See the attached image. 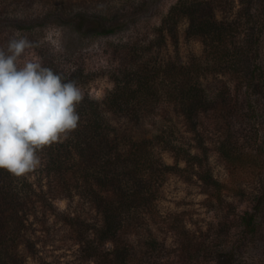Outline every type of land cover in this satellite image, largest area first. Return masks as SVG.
<instances>
[{"label":"trees","instance_id":"1","mask_svg":"<svg viewBox=\"0 0 264 264\" xmlns=\"http://www.w3.org/2000/svg\"><path fill=\"white\" fill-rule=\"evenodd\" d=\"M46 1L74 18L81 16L76 7L101 6L92 17L102 33L117 31L126 2L136 11L147 4ZM228 6L238 7L235 16L226 14ZM184 36L201 43L200 55L180 57ZM154 37L147 47L123 46L113 88L101 100L83 96L76 105L77 128L38 150L39 166L20 177L0 169V264H177L171 261L175 252L196 256L201 242L188 234L194 231L161 219L170 175L197 183L208 201L220 204L228 190L240 195L239 182H249L257 196L241 216V236L248 243L261 233L264 0H177ZM45 62L64 82H80L82 70ZM154 116L163 121L159 133L138 137L135 132ZM211 154L232 187L215 174ZM59 200L67 201L65 209ZM169 233L176 248L167 243ZM58 243L73 244V255L63 258ZM231 249L221 254L236 264Z\"/></svg>","mask_w":264,"mask_h":264},{"label":"rangeland","instance_id":"2","mask_svg":"<svg viewBox=\"0 0 264 264\" xmlns=\"http://www.w3.org/2000/svg\"><path fill=\"white\" fill-rule=\"evenodd\" d=\"M142 1L143 6L146 1L147 4L138 11L130 8L135 7L134 4L126 2L124 8L127 13L118 23L117 31L102 33L101 26L97 25L92 17L93 14L102 12V8L89 2L85 6L74 8V11L78 9L77 12L81 15L74 18L66 16L69 12H64L63 6L46 0H0V49L6 51L9 40L14 36L26 37L33 46L26 49L19 59L20 66L27 60H39L43 65L45 60H51L67 71L80 69L83 75L77 86L82 95L101 100L113 88L112 73L123 58L126 50L123 46L147 47L155 38L156 27L160 25L161 19L177 0ZM237 9L236 6H228L226 14L233 17ZM82 15L91 17L85 19ZM202 50L200 42L186 39L185 36L177 47L182 59H188L193 54L200 55ZM162 125L160 117L154 116L135 133L138 137L150 139L159 133ZM162 155L167 163H174L169 152H163ZM215 157L211 154L210 164L215 174L226 181L229 188L232 187L228 172ZM239 183L244 192L239 195L232 190H226L224 202L220 204L216 200L209 202L197 183L186 181L177 175L168 177L163 189L164 199L161 202V209L166 215L161 217L162 222L165 220L169 222L167 225L172 226L184 225L195 232H188L189 236L192 233L194 241L201 242L196 256L188 254L186 257H178L175 252L172 254V262L227 264L230 261H226L221 253L234 248L236 255L233 263L264 264V228L254 241L248 239L247 243L241 236V216L245 211L252 209L257 191L249 182ZM57 205L60 209H65L67 201L59 200ZM163 234L164 232L160 233L161 236ZM60 238L61 235L58 240ZM167 243L175 247L174 238L170 233ZM58 245L61 247L58 253L63 258L66 252V255H69L67 258L73 255V244Z\"/></svg>","mask_w":264,"mask_h":264},{"label":"clouds","instance_id":"3","mask_svg":"<svg viewBox=\"0 0 264 264\" xmlns=\"http://www.w3.org/2000/svg\"><path fill=\"white\" fill-rule=\"evenodd\" d=\"M32 42L13 37L0 49V169L20 177L40 164L38 150L65 138L79 121L83 95L75 82L39 60L18 64Z\"/></svg>","mask_w":264,"mask_h":264}]
</instances>
